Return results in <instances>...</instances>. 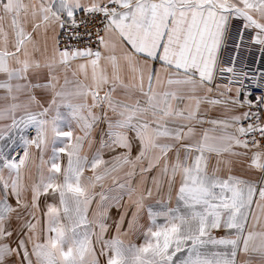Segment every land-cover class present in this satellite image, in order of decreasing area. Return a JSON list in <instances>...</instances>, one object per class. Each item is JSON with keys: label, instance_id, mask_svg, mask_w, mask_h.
<instances>
[{"label": "snow or ice", "instance_id": "6c2138e0", "mask_svg": "<svg viewBox=\"0 0 264 264\" xmlns=\"http://www.w3.org/2000/svg\"><path fill=\"white\" fill-rule=\"evenodd\" d=\"M0 264H264V0H0Z\"/></svg>", "mask_w": 264, "mask_h": 264}]
</instances>
